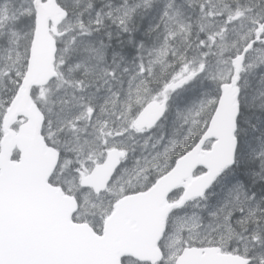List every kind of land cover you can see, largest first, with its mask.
<instances>
[{"label": "snow or ice", "instance_id": "obj_1", "mask_svg": "<svg viewBox=\"0 0 264 264\" xmlns=\"http://www.w3.org/2000/svg\"><path fill=\"white\" fill-rule=\"evenodd\" d=\"M0 264H264V0H0Z\"/></svg>", "mask_w": 264, "mask_h": 264}]
</instances>
